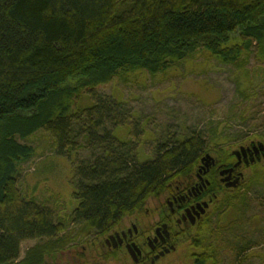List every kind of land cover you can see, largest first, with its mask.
<instances>
[{"label":"trees","instance_id":"16d2710c","mask_svg":"<svg viewBox=\"0 0 264 264\" xmlns=\"http://www.w3.org/2000/svg\"><path fill=\"white\" fill-rule=\"evenodd\" d=\"M200 55L234 69L239 106L251 105L260 89L252 56L264 63V0H0V264H57L59 253L83 242L89 248L88 239L104 236L140 199L188 179L205 155L229 156L232 140L243 136L218 124L168 134L142 161L126 136L131 115L124 103L95 93L140 74L165 78ZM85 93L92 104L82 108ZM42 132L57 157L69 159L79 137L99 152L76 168L67 216L22 185L23 165L40 155L29 144ZM259 166L245 193L222 204L217 229L207 226L208 264H220L215 243L264 188ZM34 240L39 244L21 258L23 243ZM90 249L99 254L92 263L102 264L105 252ZM237 249L241 256L250 248Z\"/></svg>","mask_w":264,"mask_h":264},{"label":"rangeland","instance_id":"374dc122","mask_svg":"<svg viewBox=\"0 0 264 264\" xmlns=\"http://www.w3.org/2000/svg\"><path fill=\"white\" fill-rule=\"evenodd\" d=\"M190 64L181 70L171 71L165 78L151 79L146 74H140L131 84L114 81L95 91L98 96L124 103L126 113L131 115L128 121L131 132L126 136L136 143L142 161L153 158L156 145L168 134L185 135L195 130L205 131L218 124L222 127L229 124L230 135L243 136L232 140L231 150L251 140L264 141V63L258 61L256 55L252 56L249 69L255 79L254 85L260 89L251 105L243 103L240 106L233 81L234 69L216 60L208 61L204 55ZM91 104V94L82 95L80 107L87 108ZM48 137V133L42 132L29 144L39 150L40 155L23 165L22 185L29 193H35L41 202L47 201L48 207L63 217L74 208L70 204L75 190L76 168L89 162L93 154L98 155L99 152L79 137L71 157L60 158L49 147ZM262 167L264 163L257 170H263ZM254 170L256 168L248 172V179L254 175ZM244 186L239 194L247 190ZM247 201L248 209L234 224L231 233L226 232L222 242L215 243L220 264H264V188L253 192ZM92 240L88 239L89 248H84L83 242L78 248L59 253L55 262L78 264L75 257L79 258L85 251L88 255L82 264H94L90 257L95 259L99 254L90 249ZM38 244V240L23 243L21 258ZM245 246L250 249L240 256L237 248L241 251ZM50 263H53L52 260Z\"/></svg>","mask_w":264,"mask_h":264},{"label":"flooded vegetation","instance_id":"af4514ba","mask_svg":"<svg viewBox=\"0 0 264 264\" xmlns=\"http://www.w3.org/2000/svg\"><path fill=\"white\" fill-rule=\"evenodd\" d=\"M207 155L211 159L205 161ZM207 155L188 179L171 183L169 190L159 197L154 190L123 218L112 223L104 236L94 238L93 246L105 252L102 264H208L213 261L206 257L211 250L208 237L204 238L207 226L212 223L217 229L224 214L222 204L227 206L241 192L250 177L248 172L264 163V141L245 142L231 150L225 159ZM75 260L82 264L77 256Z\"/></svg>","mask_w":264,"mask_h":264},{"label":"water","instance_id":"95a60500","mask_svg":"<svg viewBox=\"0 0 264 264\" xmlns=\"http://www.w3.org/2000/svg\"><path fill=\"white\" fill-rule=\"evenodd\" d=\"M208 159H211V157L209 155H207L204 160L207 161Z\"/></svg>","mask_w":264,"mask_h":264}]
</instances>
